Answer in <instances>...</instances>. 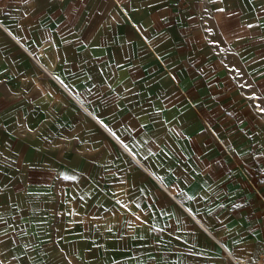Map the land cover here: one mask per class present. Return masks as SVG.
<instances>
[{
	"label": "crops",
	"instance_id": "0c3cea01",
	"mask_svg": "<svg viewBox=\"0 0 264 264\" xmlns=\"http://www.w3.org/2000/svg\"><path fill=\"white\" fill-rule=\"evenodd\" d=\"M3 39L72 98L45 65H74L122 135L73 98L87 116L233 258L264 264V0H0ZM175 170L194 200L166 186ZM50 171L27 168L14 192L50 187Z\"/></svg>",
	"mask_w": 264,
	"mask_h": 264
},
{
	"label": "rangeland",
	"instance_id": "374dc122",
	"mask_svg": "<svg viewBox=\"0 0 264 264\" xmlns=\"http://www.w3.org/2000/svg\"><path fill=\"white\" fill-rule=\"evenodd\" d=\"M5 40L0 42V264H234L224 242L181 212L75 102L113 135H122L116 127L122 121L113 112L108 118L106 97L83 86L84 74L64 58L45 65L73 100ZM30 167L50 169L55 182L15 193L14 183ZM175 171V185L166 186L181 203L194 200L192 179ZM252 183L264 184V177ZM202 206L192 213L204 223Z\"/></svg>",
	"mask_w": 264,
	"mask_h": 264
},
{
	"label": "built area",
	"instance_id": "2783aa9c",
	"mask_svg": "<svg viewBox=\"0 0 264 264\" xmlns=\"http://www.w3.org/2000/svg\"><path fill=\"white\" fill-rule=\"evenodd\" d=\"M56 2H58V3H64L65 1H67V0H55ZM224 150L228 153V154H230L229 153V151L224 147ZM226 256H228L233 262H234V264H246L243 260H238V259H235V258H233L231 255H230V253H228L227 251H226Z\"/></svg>",
	"mask_w": 264,
	"mask_h": 264
},
{
	"label": "bare ground",
	"instance_id": "6f19581e",
	"mask_svg": "<svg viewBox=\"0 0 264 264\" xmlns=\"http://www.w3.org/2000/svg\"><path fill=\"white\" fill-rule=\"evenodd\" d=\"M51 77V76H50Z\"/></svg>",
	"mask_w": 264,
	"mask_h": 264
}]
</instances>
